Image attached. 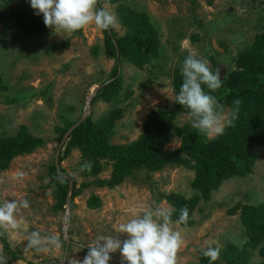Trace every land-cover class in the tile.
Instances as JSON below:
<instances>
[{
  "label": "rangeland",
  "instance_id": "374dc122",
  "mask_svg": "<svg viewBox=\"0 0 264 264\" xmlns=\"http://www.w3.org/2000/svg\"><path fill=\"white\" fill-rule=\"evenodd\" d=\"M122 2L147 15L158 34L159 54L143 68L122 60L123 89L118 100L105 101L93 94L89 107L85 100L92 89L109 76L114 64V59L107 57L102 50L103 30L89 26L71 35H58L52 31L38 38L7 27L0 20V75L6 85V88L0 87V136L14 135L20 124H24L29 133L45 140L32 152L15 156L9 166L0 171V203L27 199L29 208L23 210V217L29 230L61 237L59 248L37 252L27 247L26 238L21 236L18 243L9 245L18 255L16 258L4 250L0 240L8 264H69L75 259L83 260L88 252L87 245L99 235H121L116 229L134 212L157 206L172 208L159 193L176 192L186 197L195 194L191 185L194 169L175 164L149 172L140 168L112 187L97 185L92 180L109 178L112 160L102 157L99 159L102 168L96 173H86L81 170V165L88 158L73 146L66 154L62 153L59 160L63 173L72 176L79 188L64 218L65 208L54 206L55 198L48 186V168L54 164L60 141L55 127L65 125L66 119L80 117L83 110H88L87 116L91 115L94 120L108 109L120 107L121 116L107 131L106 140L113 145L129 143L137 139L150 109L160 104L170 106L174 102L172 98L178 92L172 86L173 70L176 67L182 70L188 55L187 50H181L182 45L195 50L198 58L205 59L209 67L213 66L211 56H214V72L220 70L222 78L232 67L237 50L248 44L255 32L264 30V0ZM8 3L24 9L29 15L35 13L30 4L21 0H0V9ZM117 3L102 1L100 5L114 13L118 24L112 30L116 35H122L126 26L117 13ZM192 35H197L198 39ZM62 42L64 44L56 49H46L47 45ZM128 90L131 92L125 96ZM220 104L228 120L230 108ZM183 124L192 126L189 112L174 117V126ZM66 140L59 153L64 150ZM179 144L180 137L173 135L164 147L175 148ZM253 151L257 157L251 173L223 180L218 189L211 191L208 199H200L192 211L191 225L174 223L184 239V246L178 254L179 264H200L202 249L209 241L214 242L213 247L219 246V260L224 261V251L229 244L241 247L248 239L241 221V207L232 213L228 211L236 202H264V143L254 146ZM93 195L99 198L96 207L88 204ZM64 237L70 240L66 252ZM125 238L126 235L121 236V239ZM111 255L109 264L121 263L119 251ZM249 264H264L258 248L251 249Z\"/></svg>",
  "mask_w": 264,
  "mask_h": 264
},
{
  "label": "trees",
  "instance_id": "16d2710c",
  "mask_svg": "<svg viewBox=\"0 0 264 264\" xmlns=\"http://www.w3.org/2000/svg\"><path fill=\"white\" fill-rule=\"evenodd\" d=\"M21 1L30 4V0ZM102 1L118 2L116 10L121 22L126 26L122 35H116L112 29L103 30L102 50L107 57L114 59V64L109 76L101 81L102 85L96 91L95 97L110 101L118 100V95L123 89L120 69L122 60H127L137 68H143L145 63L158 56L160 42L156 29L143 11L129 7L122 0H100V4ZM100 4L98 6H101ZM0 20L7 27L17 28L29 36L40 38L52 32L44 24L42 14L29 15L24 9H17L12 3L0 9ZM191 37L198 39L197 35ZM61 44L64 43L47 45L46 49H56ZM211 60L213 66L210 69L214 71L216 64L214 56H211ZM181 72L182 70L176 67L172 75V86L178 93L183 82ZM0 87L6 88L1 75ZM202 87L206 92L209 91L206 85ZM130 92L131 90L126 91L125 96ZM211 94L219 103L229 106L228 120H232V123L226 126L224 134L214 139L205 138L189 124L174 126L173 119L177 114L189 112L187 108L174 101L170 106L160 104L147 112L137 139L113 145L106 140L107 131L113 126L115 119L121 116V108L114 107L94 120L88 115L78 123L71 130L58 159L60 160L71 147L76 146L82 155L88 158L87 162L92 164L91 171H84L96 173L102 168L99 159L109 157L113 163L109 178L92 180L97 185L109 187L119 184L126 176L140 168H145L148 172L169 164L193 168L194 177L191 185L196 190L195 194L186 197L176 192L159 193L160 197L172 206L174 221L178 220L180 209L187 206L189 220L187 224L181 225L189 226L193 223L192 211L200 199H208L211 191L218 189L223 180L252 172L257 157L253 147L264 143L263 29L255 32L251 41L237 50L232 67L222 77V87ZM236 99L241 103L239 112L233 119ZM77 119L78 117L73 120L66 119L65 125H56L55 128L59 131L58 140ZM173 135L180 137V144L175 148L164 147ZM44 142L42 137L29 133L24 124H20L14 135L0 136V171L7 168L15 156L30 153ZM61 172L63 168L60 167L58 171L54 164L50 165L48 186L55 198L54 206L63 209L69 191V179L64 177V182L60 183L57 175ZM70 178L73 184L71 188L73 199L79 188L76 187L75 179L72 176ZM99 203L96 195L88 199L91 207H96ZM239 206L241 221L246 228L248 239L241 247L229 244L224 251V261L218 259L212 262L201 254L200 264H249L251 249L254 248H258L259 254L264 258V202L256 204L236 202L228 212H235ZM0 240L4 250L10 253L12 258H16L18 255L10 248L7 238L0 237Z\"/></svg>",
  "mask_w": 264,
  "mask_h": 264
},
{
  "label": "clouds",
  "instance_id": "9594fccd",
  "mask_svg": "<svg viewBox=\"0 0 264 264\" xmlns=\"http://www.w3.org/2000/svg\"><path fill=\"white\" fill-rule=\"evenodd\" d=\"M100 0H30L36 15H43L44 24L55 34L71 35L77 31L95 26L100 30L115 29L118 21L114 13L103 6ZM63 36V35H62ZM64 37V36H63ZM187 50L182 65L183 82L179 93L172 98L189 110L192 127L209 139L223 135L232 120H226L224 107L211 93L222 87L220 70L210 69L205 59L198 58L197 52L185 45ZM202 85H206L208 92ZM241 101H234L236 113L239 112ZM91 162L81 165V170L91 171ZM57 179L64 182L62 173ZM29 208L27 199L5 200L0 203V237H6L9 245L14 246L21 236L27 240V247L37 252H47L49 248L60 247V237L56 234L42 235L39 230H29V224L23 217V210ZM173 209L157 206L141 208L123 223L116 231L119 236L99 235L88 246L83 260H74L69 264H109L112 253L119 251L122 264H179L178 254L184 246L182 233L175 229L174 223L187 224L189 209H180L178 220L172 221ZM126 235L125 239H121ZM213 241L202 249V255L210 261L220 257L219 246L213 247ZM0 264H8V258L0 248Z\"/></svg>",
  "mask_w": 264,
  "mask_h": 264
},
{
  "label": "water",
  "instance_id": "95a60500",
  "mask_svg": "<svg viewBox=\"0 0 264 264\" xmlns=\"http://www.w3.org/2000/svg\"><path fill=\"white\" fill-rule=\"evenodd\" d=\"M106 82V81H105ZM104 82V83H105ZM102 84H100V85H97L96 87H94L93 89H92V91H91V93H90V95L88 96V98L85 100V105H88V107H89V101H90V99H91V97L93 96V94H95L96 93V91L99 89V87L101 86ZM87 107V108H88ZM87 111L88 110H83V113H82V115L80 116V117H78V119L76 120V121H74L66 130H65V132L63 133V135H62V137H61V139H60V141H59V143H58V145H57V148H56V151H55V156H54V166H55V168L58 170V171H60V166H59V159H58V156H59V152H60V150H61V148H62V146H63V143L65 142V140L68 138V136H69V134H70V132H71V130L76 126V125H78V123H80L83 119H85L86 118V116H87ZM62 174H63V176L64 177H66V178H68L69 179V191H68V193H67V196H66V200H65V204H64V208H65V215H64V218H66V215H67V212H68V209H69V206H70V202H71V188H72V180H71V178L67 175V174H65V173H63V172H61ZM64 239H65V252L68 250V245H69V242H70V240L69 239H67L66 237H64Z\"/></svg>",
  "mask_w": 264,
  "mask_h": 264
}]
</instances>
